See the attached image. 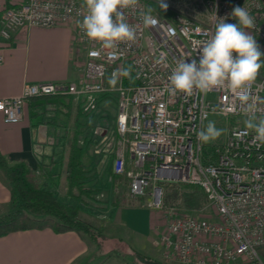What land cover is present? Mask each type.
Returning <instances> with one entry per match:
<instances>
[{
  "label": "built area",
  "instance_id": "obj_1",
  "mask_svg": "<svg viewBox=\"0 0 264 264\" xmlns=\"http://www.w3.org/2000/svg\"><path fill=\"white\" fill-rule=\"evenodd\" d=\"M174 3L168 9L173 15L167 17L157 0H139L137 8L125 10L127 22L137 29L135 41L106 49L89 40L78 26L87 14L85 0H15L0 16L2 40H12L20 30L72 26L86 48V60L79 81L25 84L20 96L0 100V113L5 124L15 125L23 121L25 105L32 99L65 97L92 104L100 96L116 95L118 138L113 174L128 181L130 198L143 200L145 206L162 214L165 224L158 239L164 260L264 264L256 251L264 244V143L254 141L255 133L246 129L240 101L228 88L196 91L191 96L168 88L177 62L199 61L198 47L210 38L217 18L237 23L231 16L236 6L253 16L255 28L247 31L264 53V3ZM149 6L158 23L144 27L140 13ZM250 91L254 103L264 108V67ZM212 116L233 122L224 142L207 151L197 133ZM175 183L200 187L217 221L205 222L167 206L165 185Z\"/></svg>",
  "mask_w": 264,
  "mask_h": 264
},
{
  "label": "crops",
  "instance_id": "obj_2",
  "mask_svg": "<svg viewBox=\"0 0 264 264\" xmlns=\"http://www.w3.org/2000/svg\"><path fill=\"white\" fill-rule=\"evenodd\" d=\"M9 4H15V0H0V16ZM0 56L3 57L0 65V100H3L20 96L25 84L79 81L84 71L86 48L80 44L72 26L31 28L20 30L10 41L0 38ZM45 98L29 100L24 108L23 121L19 124H5L0 113V152L13 163L25 161L42 188L53 193L65 205L75 198L72 191L76 184L72 183L68 174V157L72 146L68 130L72 125V113L75 112L74 123L81 114L80 106L75 110L73 99L69 100L71 98H66L69 103L63 99L56 101ZM74 102L80 104L86 101L74 99ZM117 113L116 105V116ZM98 156L99 152L96 151L91 158L97 162ZM110 175L112 180L113 173ZM83 176L84 183L103 179L102 175L97 174L92 179H89L90 173ZM94 195L88 190L86 197L94 200ZM117 196V193L114 194L110 219L103 222L108 252L105 253L104 249V253H99L97 257L95 246L76 232L29 230L0 237V264L161 262L163 250L158 233L165 224L162 214L145 205L123 206ZM70 197L71 200H68ZM10 209V190L0 171V216L9 213Z\"/></svg>",
  "mask_w": 264,
  "mask_h": 264
},
{
  "label": "clouds",
  "instance_id": "obj_3",
  "mask_svg": "<svg viewBox=\"0 0 264 264\" xmlns=\"http://www.w3.org/2000/svg\"><path fill=\"white\" fill-rule=\"evenodd\" d=\"M160 8L167 9L163 0H157ZM87 14L78 26L85 36L99 42L103 48L114 49L120 43L134 42L136 27L127 22L125 10L135 9L139 0H85ZM154 9L149 6L141 11L144 27L157 25ZM231 16L237 23H226L217 18L210 38L198 47L199 61L181 60L169 76L168 88L173 93L191 96L194 92L207 93L217 88H228L235 93L246 115V129L255 133L254 141L264 143V108L254 103L250 87L264 67V53L257 39L247 30L255 28V20L249 11L240 6L233 8ZM235 54V55H234ZM223 133L214 121L197 133V139L209 143Z\"/></svg>",
  "mask_w": 264,
  "mask_h": 264
},
{
  "label": "trees",
  "instance_id": "obj_4",
  "mask_svg": "<svg viewBox=\"0 0 264 264\" xmlns=\"http://www.w3.org/2000/svg\"><path fill=\"white\" fill-rule=\"evenodd\" d=\"M10 7L13 6L9 4L7 8ZM160 10L164 16L173 15L167 9L160 8ZM131 74L129 69L128 76ZM61 98L63 97L45 99L57 101ZM83 152L81 143L75 140L68 157V174L74 184L84 180V172L81 169ZM0 171L7 181L11 194L10 212L0 216V237L29 230L51 229L57 233L76 232L95 246L97 257L99 253H104V243L108 241L104 234L91 222L82 219L76 210H71L62 204L53 193L44 190L25 161L13 163L9 157L0 152ZM113 177L119 179L114 174ZM117 198L123 206L144 205L143 200L130 199L125 194H118ZM204 198V192L198 186L177 183L165 185V202L169 207H183L181 209L188 212L196 208L195 204L199 205ZM256 251L264 262V244L257 246Z\"/></svg>",
  "mask_w": 264,
  "mask_h": 264
},
{
  "label": "rangeland",
  "instance_id": "obj_5",
  "mask_svg": "<svg viewBox=\"0 0 264 264\" xmlns=\"http://www.w3.org/2000/svg\"><path fill=\"white\" fill-rule=\"evenodd\" d=\"M175 1L177 2L178 0ZM163 3L167 4V10L175 6L174 0H163ZM61 99L65 100L66 103L70 102L67 101L65 97ZM96 99L97 100L92 104L86 102H81L79 104L74 102V99H69L73 101V108L75 110L80 106L81 114L77 116L78 118H76V122L74 123L75 112H73L74 114L72 113V125L70 130H68V139L71 140L72 143L75 142V140L76 142L79 141L82 145L85 155V158L82 160V171L84 173H90L89 179L95 178L96 174L102 175L103 179H94L89 183H84L83 181L85 179L77 182L76 187L73 188L74 192L72 191V196H75V198H73L72 202L68 201L65 205L71 210H76L82 219L91 222L101 233H104L103 222L106 220L108 221L113 213L114 194H125L129 198L130 196L127 180L120 178V180L115 178L110 180L115 146L118 138L116 131L117 97L113 94L111 97L100 96ZM209 121H214L216 127L222 129L223 133L218 139L209 143H204L207 151H210L214 145L224 142L226 139V131H228L233 122L219 116H212L208 122ZM96 151L99 152L97 162L91 158L95 156ZM88 190L95 193L93 197L94 200L90 198L87 199L88 197H86V194ZM93 190H95V192ZM68 200H71V197ZM180 203L182 204V202ZM195 205L197 207L193 210H188V212L183 211L181 209L183 207H176L178 210L176 209L175 211L191 215L205 222L215 223L217 221L216 214L212 208L208 206L205 198L199 205L197 203ZM104 245L106 253L109 251L107 241ZM159 263L178 264L174 262L168 263L164 258H161V262Z\"/></svg>",
  "mask_w": 264,
  "mask_h": 264
},
{
  "label": "water",
  "instance_id": "obj_6",
  "mask_svg": "<svg viewBox=\"0 0 264 264\" xmlns=\"http://www.w3.org/2000/svg\"><path fill=\"white\" fill-rule=\"evenodd\" d=\"M262 2L264 3V0H262ZM150 264H162V263H159V262H153V263H150ZM254 264H259V263H254Z\"/></svg>",
  "mask_w": 264,
  "mask_h": 264
}]
</instances>
